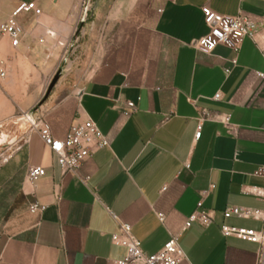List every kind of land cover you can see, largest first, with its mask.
Instances as JSON below:
<instances>
[{
    "label": "crops",
    "instance_id": "1",
    "mask_svg": "<svg viewBox=\"0 0 264 264\" xmlns=\"http://www.w3.org/2000/svg\"><path fill=\"white\" fill-rule=\"evenodd\" d=\"M31 1L43 13L20 16L27 30L20 45L12 46L8 37L0 42L7 68L0 78V127L11 117L25 120L23 113L31 111L46 116L63 137L73 122L90 117L110 143L78 172L65 173L29 127L20 145L25 165L41 164L47 173L33 184L26 168L17 180L18 154L5 172L0 167V264H117L126 248L112 243L119 222L109 209L132 225L147 254L182 232L186 257L180 264H255L260 245L225 236L221 226L262 227L255 219H225L223 212L230 206L264 207L245 192L264 185L256 174L264 165V79L255 74L264 73V0H0V23ZM204 5L250 16L263 28L255 39H244L237 55L225 45L204 53L193 45L209 31ZM125 21L138 23L124 44L128 61L116 47L109 56L115 53L114 59L102 60L73 85H57L46 102L32 107L38 86L62 62L75 67L84 62L82 53L105 51V38L118 34ZM138 43L144 56L134 65L129 60ZM129 100L137 109L125 116ZM203 108L212 116L195 140ZM15 179L18 185L10 187ZM201 199L215 212L213 223L182 231ZM35 201L46 209L32 213Z\"/></svg>",
    "mask_w": 264,
    "mask_h": 264
},
{
    "label": "built area",
    "instance_id": "2",
    "mask_svg": "<svg viewBox=\"0 0 264 264\" xmlns=\"http://www.w3.org/2000/svg\"><path fill=\"white\" fill-rule=\"evenodd\" d=\"M202 10L209 31L196 39L193 45L204 53H212L218 45H225L237 55L241 50L244 39L246 37L255 39L263 28V22L250 16L221 14L208 5H204ZM31 12L38 16L43 13V10L37 5L36 1L19 4L11 15L0 23V42L3 37H8L12 46H19L23 37L27 34V30L20 21V16L23 13ZM46 35H54V32L46 30ZM260 50L264 56V45L260 47ZM231 61L235 65L238 61L237 56L232 58ZM227 71H230V69H227ZM255 74L258 78L264 79L263 72L257 71ZM6 75V63L4 60H0V78H4ZM214 98L220 99L221 94L217 93ZM127 105L128 109L124 110L125 116L130 115L137 109V103L134 100L127 101ZM201 112L195 140L201 137L204 120L212 116L206 108H203ZM213 117L227 123L230 120L229 115ZM22 118L29 123L31 130L38 131L44 144L55 156L58 167L65 173L78 172L84 163L91 159L99 149L110 143L109 138L90 117L80 118L73 122L63 137L55 135L51 122L44 115L34 116L31 111H26L23 113ZM3 161H8V159ZM46 173L45 166L32 164L28 167L26 178L34 184ZM256 174L264 179V165L256 171ZM88 179L89 176H86L85 180ZM208 192V190L204 191L203 194ZM245 192L264 201V185L248 187ZM29 208L32 213H40L46 209V205L35 201L30 204ZM109 213L113 219L119 222V231L112 234V243L126 248L125 256L118 259L117 264H180L185 259L186 254L179 242L182 232L171 233L170 238L160 251L147 254L142 248V242L133 234L132 225L120 222L118 215L110 209ZM223 215L225 219L235 216L244 219H255L262 223L260 229L233 226L227 223L222 224L221 228L225 236H235L242 240L258 243L260 248L257 252L255 264H264V207L230 206L224 210ZM214 217L215 212L205 209L203 199H201L195 211L185 219L182 231L193 225L206 228L213 223ZM165 218L164 214H159L160 221L164 222Z\"/></svg>",
    "mask_w": 264,
    "mask_h": 264
},
{
    "label": "rangeland",
    "instance_id": "3",
    "mask_svg": "<svg viewBox=\"0 0 264 264\" xmlns=\"http://www.w3.org/2000/svg\"><path fill=\"white\" fill-rule=\"evenodd\" d=\"M137 25L138 23L134 21H125L124 23H122L120 25L118 34L113 33L114 35H110L105 38L104 43H107L105 46V51L97 52L94 49L92 51L82 53L84 62L76 64L75 67L66 66L67 64L65 62H62V64L59 65L56 70L53 71V73L38 86L40 88V91L37 95L35 94L37 99L36 101L34 99L35 103L32 107L36 109V107H40L44 102H46L57 85H73L74 82L77 81V79L93 74L101 66V61L108 59V57L112 54L113 49H116V47H121V49H123L120 56L123 57L125 61H128V52L124 44L126 43L127 35L133 29H136ZM138 44L139 46H136L137 50L131 53L129 60L130 62L134 63V65L140 63L144 56L142 49L143 46L141 43ZM60 69L62 70V73L59 80L51 91L49 97L43 100L50 82L52 81L56 72ZM29 127V123L26 120L18 122L17 117H11L10 119L6 120L5 123L0 127V139L2 138L4 133L8 137L7 141H4L2 144H0V167H2V172H5L12 163L6 164L7 161L3 160L8 159L12 161L16 154H18L21 162L20 164H17L15 166L17 169L16 174H18L15 177L17 180L21 178V173H24L27 168L25 165V160L27 158L26 150L25 148L21 149L20 145L24 143V140L29 135ZM16 179L14 182H12V184H9L10 187H16L18 185Z\"/></svg>",
    "mask_w": 264,
    "mask_h": 264
},
{
    "label": "water",
    "instance_id": "4",
    "mask_svg": "<svg viewBox=\"0 0 264 264\" xmlns=\"http://www.w3.org/2000/svg\"><path fill=\"white\" fill-rule=\"evenodd\" d=\"M61 73H62L61 69L56 72V74L54 75L52 81L50 82V84H49V86L45 92L43 100H45L49 97L51 91L53 90L54 86L56 85L57 81L59 80Z\"/></svg>",
    "mask_w": 264,
    "mask_h": 264
},
{
    "label": "bare ground",
    "instance_id": "5",
    "mask_svg": "<svg viewBox=\"0 0 264 264\" xmlns=\"http://www.w3.org/2000/svg\"><path fill=\"white\" fill-rule=\"evenodd\" d=\"M8 140V137L7 135L4 133L2 138L0 139V144H2L4 141H7Z\"/></svg>",
    "mask_w": 264,
    "mask_h": 264
},
{
    "label": "trees",
    "instance_id": "6",
    "mask_svg": "<svg viewBox=\"0 0 264 264\" xmlns=\"http://www.w3.org/2000/svg\"><path fill=\"white\" fill-rule=\"evenodd\" d=\"M114 56H115V53L111 57H109V60L114 59Z\"/></svg>",
    "mask_w": 264,
    "mask_h": 264
}]
</instances>
